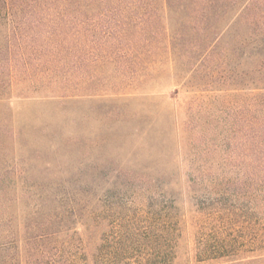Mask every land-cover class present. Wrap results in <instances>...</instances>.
<instances>
[{
    "label": "rangeland",
    "instance_id": "374dc122",
    "mask_svg": "<svg viewBox=\"0 0 264 264\" xmlns=\"http://www.w3.org/2000/svg\"><path fill=\"white\" fill-rule=\"evenodd\" d=\"M255 12L252 5L250 17ZM182 71V61L174 68L164 61L134 89L70 82L69 66L45 77L34 70L29 78L20 71L5 78L0 187L18 199L17 216L24 219L41 193L68 195L65 204L75 205L78 215L88 205L101 219L99 237L114 264L156 251L148 239L157 235L164 251L172 248L168 264L223 261L212 260L219 252L211 254L225 241L235 259L264 253V245L249 243L251 234H264L263 172L243 159L247 145L255 155L262 147L263 155L264 143L227 123L230 100L239 103L240 126L244 119L262 123V107L254 115L243 112L246 95L210 103L203 90L217 88L182 86L176 76ZM193 81L203 83L200 75ZM128 233L147 241L129 243ZM115 243L129 261H115Z\"/></svg>",
    "mask_w": 264,
    "mask_h": 264
},
{
    "label": "trees",
    "instance_id": "16d2710c",
    "mask_svg": "<svg viewBox=\"0 0 264 264\" xmlns=\"http://www.w3.org/2000/svg\"><path fill=\"white\" fill-rule=\"evenodd\" d=\"M252 5L256 12L250 17ZM3 32L0 96L4 79L11 80L16 71L29 78L38 70L45 77L69 66L74 73L70 82L134 89L150 81L164 61L170 68L182 61L183 73L176 75L182 86L216 87L203 90L211 94L210 103L246 95L243 112L254 115L261 107L264 112V0H0ZM194 75L203 83H194ZM236 104L228 103V128L249 129L247 137L254 135L263 144L264 120L244 119L240 126ZM261 151L258 147L255 155L247 145L243 159L262 168L264 177ZM67 196L41 193L20 219L18 199L0 187V264H114L99 237L101 219L89 213L88 205L78 215L75 205L65 204ZM251 236V245H264V234ZM125 239L147 241L136 233ZM148 240L157 250L130 264H168L172 248L164 251L158 235ZM116 245L115 261H129ZM224 245L211 254L219 252L212 260H223L215 264H264V253L235 259L225 251L229 242Z\"/></svg>",
    "mask_w": 264,
    "mask_h": 264
}]
</instances>
